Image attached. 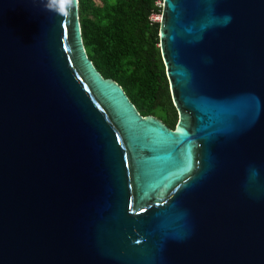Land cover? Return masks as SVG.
<instances>
[{
    "label": "water",
    "instance_id": "1",
    "mask_svg": "<svg viewBox=\"0 0 264 264\" xmlns=\"http://www.w3.org/2000/svg\"><path fill=\"white\" fill-rule=\"evenodd\" d=\"M56 7L0 0V264H264V0H164L174 129Z\"/></svg>",
    "mask_w": 264,
    "mask_h": 264
},
{
    "label": "trees",
    "instance_id": "2",
    "mask_svg": "<svg viewBox=\"0 0 264 264\" xmlns=\"http://www.w3.org/2000/svg\"><path fill=\"white\" fill-rule=\"evenodd\" d=\"M164 0H79L87 53L106 78L118 81L142 115L175 128L179 113L160 47Z\"/></svg>",
    "mask_w": 264,
    "mask_h": 264
},
{
    "label": "clouds",
    "instance_id": "3",
    "mask_svg": "<svg viewBox=\"0 0 264 264\" xmlns=\"http://www.w3.org/2000/svg\"><path fill=\"white\" fill-rule=\"evenodd\" d=\"M51 2L57 5L56 11L59 14L66 15L67 14V7L78 5L79 0H51ZM44 7L49 10L51 8V3L44 5Z\"/></svg>",
    "mask_w": 264,
    "mask_h": 264
},
{
    "label": "rangeland",
    "instance_id": "4",
    "mask_svg": "<svg viewBox=\"0 0 264 264\" xmlns=\"http://www.w3.org/2000/svg\"><path fill=\"white\" fill-rule=\"evenodd\" d=\"M154 18H155L156 20H158V19L161 18V16H160V15H155Z\"/></svg>",
    "mask_w": 264,
    "mask_h": 264
}]
</instances>
